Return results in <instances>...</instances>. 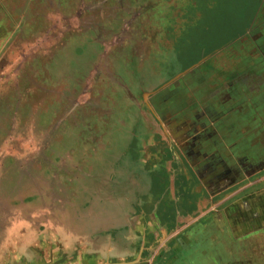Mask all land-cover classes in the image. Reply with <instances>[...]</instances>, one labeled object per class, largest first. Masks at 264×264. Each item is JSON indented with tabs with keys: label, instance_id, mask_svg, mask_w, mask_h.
Here are the masks:
<instances>
[{
	"label": "rangeland",
	"instance_id": "374dc122",
	"mask_svg": "<svg viewBox=\"0 0 264 264\" xmlns=\"http://www.w3.org/2000/svg\"><path fill=\"white\" fill-rule=\"evenodd\" d=\"M260 4L0 0V264H66L88 241L69 232L125 212L104 199L164 180L185 185L172 198L187 209L165 247L187 263L264 264V134L240 129L251 142L226 155L204 143L210 119L191 105L207 80L226 81L248 41L232 39L264 19ZM245 46L241 61H256Z\"/></svg>",
	"mask_w": 264,
	"mask_h": 264
},
{
	"label": "crops",
	"instance_id": "0c3cea01",
	"mask_svg": "<svg viewBox=\"0 0 264 264\" xmlns=\"http://www.w3.org/2000/svg\"><path fill=\"white\" fill-rule=\"evenodd\" d=\"M262 1L260 0L261 3ZM263 7V4H260L257 13ZM255 23L256 21L250 23L239 36L232 39L235 41L243 37L248 40L241 43L244 52L239 49L240 45H237L238 52L235 55L241 66H235L238 64L235 60L236 57L231 56L230 60L235 65H232L229 73L227 72L228 75L224 77L226 81L222 83V80L217 78L220 80L217 81L219 84L214 85V82L207 80L202 86L204 90L202 95H204L197 97L195 102L191 104L195 106V109L200 104L201 116L204 115L210 119L208 136L205 138L204 143H214L215 148L218 145L223 152H232L234 157L235 152L242 153L247 143L251 142L249 137L241 134L240 129L243 131L249 125L252 127L254 124L264 127V19L260 20L259 23ZM181 27L180 24L175 28L181 31ZM249 42L258 47L256 50L260 55H258L256 61L253 60L252 62L250 60L246 63L247 60L241 61V58H247L243 54L245 50H247V53L250 52L248 46L247 49L245 46ZM239 56L242 57L239 58ZM226 60L229 61V57ZM256 63H258L257 68L255 67ZM224 70L228 71L225 68ZM256 78H259L260 83L254 86L249 81ZM242 81H244L243 84H240ZM236 119L238 122H236ZM261 140L263 139L259 138L256 141L257 145L254 149H261ZM212 147H210V152L214 148ZM250 157L251 155L247 154L245 158L249 159ZM247 162L249 163V161ZM167 166L169 165H166L165 169ZM155 169H158L162 174L164 172L163 166H156ZM166 172L167 169L164 174ZM163 183L167 185H155L153 189L150 187L148 191L144 190L145 192L142 193H139L138 188L136 190L132 188L129 193L125 191L122 196L104 199L103 202L105 205H109L108 207H114V209L120 207V210L125 212L118 216L110 214L105 219L106 221L104 220L105 222L101 224L98 232L89 231L86 227H84L82 233L71 230L72 232L67 235L72 238L73 242L79 236L87 238L88 241L84 247H75L74 254H77V256L69 259L66 264H147L142 261L141 255L149 254L152 250L160 247L164 248L163 250H168V252L165 251L163 257L155 264H193L181 260L182 255L180 254L182 251L178 246L173 245L170 247V243L165 247L166 245L163 244L164 237H167L166 231L175 230L187 221V216H185L186 206L182 208V205L186 204H181L180 195L172 198L174 191L186 189L185 185H181V183L179 185L168 184L165 180ZM87 211L91 212L92 208H88ZM104 215L103 218H105ZM94 216L95 214L86 213L87 218L85 217V221L96 222ZM8 226L11 227V224L9 223ZM90 227L94 228V225L91 224ZM169 250H174V252L171 253ZM211 252H213L212 249L208 254H211ZM211 259L206 264H222L217 261L213 262ZM58 263L60 262L52 261L50 264ZM225 264L235 263L226 261Z\"/></svg>",
	"mask_w": 264,
	"mask_h": 264
},
{
	"label": "flooded vegetation",
	"instance_id": "af4514ba",
	"mask_svg": "<svg viewBox=\"0 0 264 264\" xmlns=\"http://www.w3.org/2000/svg\"><path fill=\"white\" fill-rule=\"evenodd\" d=\"M254 126L256 127L255 124L253 125V127H254ZM257 127L260 128L258 131H260V132H262V133L264 134V127L261 126V125H260V126H257ZM258 131H257V132H258Z\"/></svg>",
	"mask_w": 264,
	"mask_h": 264
}]
</instances>
